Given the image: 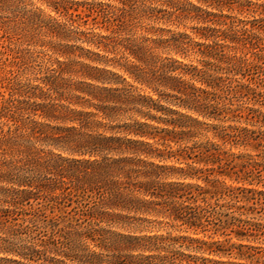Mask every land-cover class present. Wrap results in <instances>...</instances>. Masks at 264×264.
Wrapping results in <instances>:
<instances>
[{"label": "trees", "instance_id": "obj_1", "mask_svg": "<svg viewBox=\"0 0 264 264\" xmlns=\"http://www.w3.org/2000/svg\"><path fill=\"white\" fill-rule=\"evenodd\" d=\"M119 1L123 8L103 17L108 34L83 29L89 15L58 4L66 20L49 28V50L58 59L41 84L23 91L28 100L10 107L16 128L0 138V264H237L221 260L234 250L260 264L247 245L196 235H207L213 223L216 232L233 228L239 240L253 227L264 229L241 219L256 205L264 212V200L255 197H264V162L225 149L257 151L264 130L214 124L245 117L264 128V116L245 107L264 105V17L237 19L236 0H160L170 21L214 26L140 41L133 0ZM149 13L162 19L161 10ZM78 43L114 54L103 63L123 74L79 64ZM73 74L104 86L77 85L66 78ZM204 132L214 141L196 140ZM153 217L166 220L159 227L186 234L155 233Z\"/></svg>", "mask_w": 264, "mask_h": 264}, {"label": "rangeland", "instance_id": "obj_2", "mask_svg": "<svg viewBox=\"0 0 264 264\" xmlns=\"http://www.w3.org/2000/svg\"><path fill=\"white\" fill-rule=\"evenodd\" d=\"M190 1L193 4L200 5L196 0ZM236 1H238V3L235 4V8H238L239 11H234L232 15L237 17V19L252 21L254 19H261L264 17L259 13V11L262 12V10H264V0ZM240 3L245 4L243 9L239 7ZM58 4L72 8L70 12L78 10V12L82 13L83 15H89V25L83 29L93 31L97 34H108L105 29H102L103 17L107 14L111 15L113 10L123 8V5L119 0H0V138L4 135H9L11 131L15 130L16 128L14 121L10 118V107L12 104L17 103L18 101L22 102L28 100L27 96L22 95L23 91L30 86L41 84V78H43L45 75L46 69L51 68L52 62L58 59V56L53 55L49 50V42L52 40L49 34V28H51L52 21L58 20L63 22L66 20V12L63 8L58 10ZM131 4V6L135 8V13L133 15L134 28L136 26V30H133L135 34L134 38L140 41L143 38L157 40L167 39L170 38L172 34L177 33H186L188 35H192V28L194 27H202L205 25L211 27L214 26L212 23L203 24L199 21L189 19H172L170 21L168 12H170L171 9L164 5L160 0H133ZM205 9L211 11L209 8ZM151 10H161L162 13H159L158 15L162 19H155L154 17L151 18V14L149 13ZM254 10L259 11L254 12ZM225 13L228 14V12ZM193 41L200 40L193 38ZM77 46H80L84 49V51L78 50L76 52V57L74 60L79 64L87 66L90 69L100 68L123 74L112 65L106 66L103 63L107 60H115L116 57L114 54L107 53L95 46H90L86 43H78ZM157 54H159L162 58H178L180 60H184L186 63H190V61L195 60L192 57L186 60L181 56L168 55L162 51H159ZM60 60L65 62L69 59L60 57ZM66 78L70 79L71 82H74L77 85L84 81L87 83H92L94 86H104L102 83L86 80L78 74L66 75ZM129 82L132 83L133 81L129 79ZM133 85L137 89L142 88L137 83H133ZM262 91L264 92V90ZM77 94L80 95V93ZM144 94H149V91H146ZM261 100V102L264 104V99ZM62 104L70 106L66 101H63ZM255 104L256 105H245V107L249 106L254 108L256 115H260L262 119L264 116V105L260 103ZM70 107L77 109V107L74 105H71ZM128 118L129 116L126 117V119ZM133 119H136V117ZM246 120L247 118L244 117L240 122L228 121L221 124L214 122V124L221 126L232 125L248 127L253 131L264 130V128L261 126H253L251 123L248 124ZM127 122L130 121L128 120ZM152 124L153 126H157L155 123ZM196 140L203 143H206L209 140L214 141L211 132H204V134L199 138H196ZM225 149L229 154H233L235 156H245V158L251 155L257 161L264 162V147H260L257 151H253L247 150L243 147H232L228 145ZM45 150L46 152L52 151L50 148H46ZM54 152L57 153V151ZM1 158L2 157H0V159ZM242 163L243 160H236L235 162V164L239 167L242 165ZM220 181L225 182L228 186H240L238 183H235L230 179H224L223 177L220 179ZM189 182L204 185V183L201 181L192 180ZM253 188L257 189L258 191L263 189L261 186H255ZM255 197L257 200H261L260 203L264 200L263 196L256 195ZM241 205L243 204L239 203V206ZM250 205L251 204L247 206V209H249ZM254 207L255 208L252 210L246 211L245 215L241 219L244 221H250L252 223H261L264 226V212L260 211L261 206L256 205ZM254 209L256 210L254 211ZM160 221L166 222V220L162 218L156 219L153 217V228H156L155 233H157V230H159L157 228H161L159 234H166L168 232H173L174 235L186 234L185 228L167 229L166 227H159L163 226L159 225L158 222ZM214 226L215 225L213 223L209 227L211 231L208 232L207 235L200 233L197 234L196 237L208 241H221L227 245H247L252 249L247 250L248 254H254L255 257L260 259V264H264V229L259 232L254 230L255 227H253V230H248V237L243 240H239L235 233L232 232V230H234L233 228L229 227L226 230L221 229V231L216 232L213 231ZM214 232H216L217 235H214ZM194 233L195 232L193 231L188 232L190 235H193ZM238 253V250H234L232 257H223L221 260L228 263L235 262L237 264H257L256 259L241 260L237 257Z\"/></svg>", "mask_w": 264, "mask_h": 264}]
</instances>
